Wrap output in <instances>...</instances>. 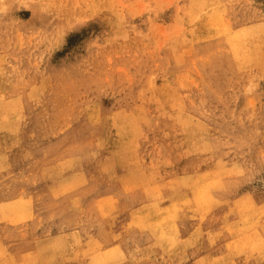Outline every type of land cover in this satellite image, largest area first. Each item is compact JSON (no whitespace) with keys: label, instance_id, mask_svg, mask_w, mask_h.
Returning a JSON list of instances; mask_svg holds the SVG:
<instances>
[{"label":"rangeland","instance_id":"374dc122","mask_svg":"<svg viewBox=\"0 0 264 264\" xmlns=\"http://www.w3.org/2000/svg\"><path fill=\"white\" fill-rule=\"evenodd\" d=\"M0 178V264H264V0H0Z\"/></svg>","mask_w":264,"mask_h":264},{"label":"bare ground","instance_id":"6f19581e","mask_svg":"<svg viewBox=\"0 0 264 264\" xmlns=\"http://www.w3.org/2000/svg\"><path fill=\"white\" fill-rule=\"evenodd\" d=\"M246 44H247V43H246ZM238 55H239V54H238ZM245 65H246V64H245ZM39 91H40V90H39ZM41 91H42V90H41ZM4 104H6V102H5ZM20 105H21V104H20ZM18 110H19V107H18ZM7 113H8V112H7ZM7 113H5V114H7ZM8 114H10V113H8ZM1 117H2V116H1ZM6 120H7V119H6ZM11 120H12V119H11ZM13 120H14V119H13ZM4 121H5V120H4ZM14 121H15V120H14ZM5 122H7V121H5ZM9 123H10V122H9ZM9 123H8V124H9ZM12 123H13V122H12ZM3 124L5 125V123H3ZM4 125H2V126L4 127ZM6 125H7V124H6ZM11 125H12V124H11ZM133 126H134V125H133ZM8 127H10V126H8ZM13 127H14V129L16 128L15 126H13ZM13 127H12V128H13ZM12 128H11V129H12ZM19 128H20V127H19ZM162 128H163V127H162ZM5 129H7V128H5ZM135 132H136V131H135ZM9 133H11L10 129H9ZM17 134H18V133H17ZM17 134H16V135H17ZM154 135H155V134H154ZM19 136H20V135H19ZM48 137H49V136H48ZM156 137H157V136H156ZM18 138H19V137H18ZM100 138H101V137H99V139H100ZM146 138H147V137H146ZM67 139H68V138H67ZM128 140H129V139H128ZM22 141H23V140H22ZM158 141H159V139H158ZM62 142H63V141H62ZM121 142H122V141H121ZM127 142H128V141H127ZM21 143H22V142H21ZM21 143H20V144H21ZM33 143H34V142H33ZM96 143H97V142H96ZM86 144H87V143H86ZM123 144H124V143H123ZM11 145H12V144H11ZM16 145H17V144H16ZM61 145H62V144H61ZM95 145H96V144H95ZM1 146H2V145H1ZM9 146H10V145H9ZM13 146H14V145H13ZM30 146H31V145H30ZM37 146H38V145H37ZM81 147H82V146H81ZM128 147H129V146H128ZM134 147H135V145H134ZM2 148H3V147H2ZM10 148H11V147H10ZM127 149H129V148H127ZM53 150H54V149H53ZM115 150H116V149H115ZM110 151H111V150H110ZM110 151H109V152H110ZM1 152H2V151H1ZM121 152H122V151H121ZM130 152H131V151H130ZM49 153H50V152H49ZM118 153H119V152H118ZM128 153H129V152H128ZM23 154H24V153H23ZM33 154H34V153H33ZM110 154H111V153H110ZM126 154H127V152H126ZM132 154H133V153H132ZM47 155H48V154H47ZM115 155H116V154H115ZM105 156H106V155H105ZM113 156H114V155H113ZM19 157H20V155H19ZM35 157H36V156H35ZM91 157H92V156H91ZM109 157H110V156H109ZM120 157H121V156H120ZM122 157H123V156H122ZM8 158H9V157H8ZM59 158H60V157H59ZM76 158H77V157H76ZM72 159H73V158H72ZM118 159H120V158L118 157ZM124 159H125V157H124ZM105 160H106V159H105ZM105 160H104V161H105ZM108 161H109V160H108ZM16 162L18 163L19 161H16ZM75 162H76V161H75ZM78 162H79V161H78ZM33 163H34V162H33ZM67 163H69V162H67ZM101 163H102V162H101ZM104 163H105V162H104ZM126 164H127V163H126ZM32 165H34V164H32ZM35 165H36V164H35ZM59 165H60V164H59ZM64 165H65V162H64ZM67 165H70V164H67ZM67 165H65V166H67ZM74 165H75V163H74ZM74 165H73V166H74ZM18 166H19V165H18ZM70 166H71V165H70ZM124 166H125V164H124ZM183 166H184V165H183ZM61 167H64V166H61ZM98 167H99V166H98ZM34 168H35V167H34ZM45 169H46V168H45ZM49 169H51V168L49 167ZM67 169H68V166H67ZM100 169H101V168H100ZM7 170H8V169H7ZM69 170H70V169H69ZM183 170H184V169H183ZM30 171H31V170H30ZM38 171H39V170H38ZM59 171H60V170H59ZM63 172H64V171H63ZM65 172H66V171H65ZM79 172H81V171H79ZM184 172H186V171H184ZM202 172H203V171H202ZM7 173H8V172H7ZM7 173H6V174H7ZM50 173H51V172H50ZM77 173H78V172H77ZM29 174H30V173H29ZM51 174H52V173H51ZM58 174H59V172H58ZM60 174H62V173H60ZM75 174H76V173H75ZM123 174H124V173H123ZM194 174H195V173H194ZM44 175H45V174H44ZM64 175H65V174H64ZM67 175H68V174H67ZM72 175H73V174H72ZM72 175H71V176H72ZM77 175H78V174H77ZM82 175H83V174H81V176H82ZM177 175H178V174H177ZM192 175H193V174H192ZM34 176L36 177V175H34ZM41 176L43 177V175H41ZM47 176H48V175H47ZM74 176H75V175H74ZM89 176H90V175H89ZM91 176H93V175L91 174ZM91 176H90V177H91ZM126 176H127V175H126ZM178 176H179V175H178ZM182 176H183V175H182ZM211 176H212V175H211ZM49 177H52V176L50 175ZM53 177H54V176H53ZM58 177H59V176H58ZM72 177H73V176H72ZM107 177H108V176H107ZM174 177H175V176H174ZM12 178H13V177H12ZM43 178H44V177H43ZM100 178H101V177H100ZM175 178H176V177H175ZM0 179H1V178H0ZM95 179H97V178H95ZM95 179H94V180H95ZM113 179H114V178H113ZM161 179H162V178H161ZM173 179H174V178H173ZM11 180H12V179H11ZM17 180H18V179H17ZM164 180H165V179H164ZM13 181H16V180L14 179ZM24 181H25V180H24ZM117 181H118V180H117ZM117 181H116V182H117ZM38 182H39V181H38ZM111 182H112V181H111ZM158 182H159V181H158ZM176 182H177V181H176ZM57 183H59V182H57ZM68 183H69V182H67L66 184H68ZM75 183H76V182H75ZM98 183H99V182H98ZM103 183H104V182H103ZM138 183H139V182H138ZM69 184H70V183H69ZM204 184H207V183H204ZM204 184H202V185H204ZM59 185H60V184H59ZM62 185H63V184H62ZM62 185H60V186L62 187ZM64 185H65V184H64ZM64 185H63V186H64ZM167 185H168V184H167ZM207 185H208V184H207ZM209 185H210V183H209ZM8 186H9V185H8ZM47 186H48V185H47ZM52 186H55V185H52ZM178 186H179V185H178ZM210 186H211V185H210ZM50 187H51V186H50ZM67 187H68V186H67ZM52 188H53V187H52ZM65 188H66V187H65ZM65 188H64V189H65ZM206 188H207V187H206ZM50 189H51V188H50ZM55 190H56V189H55ZM181 190H182V189H181ZM52 191H54V190L52 189ZM52 191H51V192H52ZM56 191H57V190H56ZM58 191H59V190H58ZM68 192H69V191H68ZM127 192H128V191H127ZM129 192H131V191H129ZM53 193H54V192H53ZM56 193H57V192H56ZM202 193H204V192H202ZM65 194H66V193H65ZM131 194H132V193H131ZM202 196H203V194H202ZM192 197H193V196H192ZM200 197H201V196H200ZM203 197H204V196H203ZM230 197H231V195H230ZM29 198H30V197H29ZM131 198H132V197H131ZM159 198H160V196H159ZM184 199H185V198H184ZM201 199H202V198H201ZM9 200H10V198H9ZM28 200H29V199H28ZM135 200H136V199H135ZM139 200H140V199H139ZM150 200H151V199H150ZM185 200L189 201L188 199H185ZM193 200H194V199H193ZM26 201H27V200H26ZM26 201H25V202H26ZM29 201H31V200H29ZM139 202H140V201H139ZM150 202H151V201H150ZM197 202H198V201H197ZM204 202H205V201H204ZM11 203H12V202H11ZM145 203H146V202H145ZM147 203H148V202H147ZM182 203H183V202H182ZM8 204H10V203H8ZM20 204H21V203H20ZM24 204H25V203H24ZM51 204H53V203H51ZM51 204H50V205H51ZM170 204L172 205V202H171ZM184 204H185V202H184ZM203 204H204V203H203ZM56 205H58V204H56ZM56 205H55V206H56ZM173 205H174V204H173ZM179 205H180V204H179ZM51 206H52V205H51ZM66 206H67V205H66ZM93 206H95V205H93ZM127 206H128V205H127ZM1 207H2V206H1ZM5 207H6V206H5ZM5 207L3 206V208H5ZM9 207H11V206H9ZM17 207H18V206H17ZM47 207H48V206H47ZM53 207H54V205H53ZM155 207H156V206H155ZM170 207H171V206H170ZM201 207H202V206H201ZM201 207H198V208H201ZM204 207H205V204H204ZM15 208H16V207H15ZM19 208L21 209L22 207H19ZM19 208H18V210H19ZM24 208H25V206H24ZM51 208H52V207H51ZM51 208H50V209H51ZM175 208H176V207H175ZM12 209H14V208L12 207ZM29 209H31V208H29ZM89 209H90V208H89ZM89 209H88V211H89ZM140 209H141V208H140ZM146 209H148V208L146 207ZM150 209H151V208H150ZM153 209H154V208H153ZM25 210H26V209H25ZM46 210H48V209H46ZM92 210H93V209H92ZM134 210H135V209H134ZM137 210H138V209H137ZM137 210H136V211H137ZM169 210H170V209H169ZM169 210H168V211H169ZM171 210H172V209H171ZM174 210H175V209H174ZM196 210H197V209H196ZM199 210H200V209H199ZM13 211H14V210H13ZM13 211H12V212H13ZM152 211H153V210H152ZM194 211H195V210H194ZM7 212H8V211H7ZM17 212H18V211H17ZM133 212H134V211H133ZM141 212H142V210H141ZM147 212H148V211H147ZM147 212H146V213H147ZM166 212H167V211H166ZM179 212H180V211H179ZM1 213H2V211H1ZM22 213L25 214L24 212H22ZM22 213H18V214H22ZM92 213H93V212H92ZM138 213H140V212H138ZM148 213H149V212H148ZM148 213H147V214H148ZM168 213H169V212H168ZM202 213H203V212H202ZM9 214H12V213H9ZM54 214H55V213H54ZM117 214H119V213H117ZM142 214H143V213H142ZM176 214H177V213H176ZM2 215H3V214H2ZM7 215H8V214H7ZM12 215H13V214H12ZM12 215H11V216H12ZM16 215H17V214H16ZM26 215H28V214H26ZM115 215H116V214H115ZM155 215H156V213H155ZM155 215H154V216H155ZM163 215H164V214H163ZM24 216H25V215H24ZM104 216H105V215H104ZM140 216H141V215H140ZM176 216H177V215H176ZM21 217H22V216H21ZM21 217H20V219H21ZM26 217H27V216H26ZM33 217H34V216H33ZM80 217H81V216H80ZM94 217H95V216H94ZM143 217H144V216H143ZM155 217H156V216H155ZM158 217H159V216H158ZM161 217H162V216H161ZM177 217H178V216H177ZM190 217H191V216H190ZM2 218H4V217L2 216ZM5 218H6V217H5ZM10 218H11V217H10ZM16 218H17V217H16ZM24 218H25V217H24ZM24 218H23V219H24ZM113 218H114V217H113ZM129 218H130V217H129ZM146 218H148V217H146ZM175 218H176V217H175ZM198 218H199V217H198ZM7 219H8V217H7ZM20 219H19V220H20ZM23 219H22V220H23ZM75 219H76V217H75ZM159 219H160V218H159ZM164 219L166 220V218H164ZM167 219H168V218H167ZM170 219H171V218H170ZM177 219L179 220L180 218H177ZM212 219H213V218H212ZM212 219H211V220H212ZM12 220H13V219H12ZM16 220H17V219H16ZM27 220H28V219H27ZM27 220H26V221H27ZM32 220H33V219H32ZM148 220H149V219H148ZM156 220H157V219H156ZM156 220H155V221H156ZM161 220H162V218H161ZM161 220H160L159 222H161ZM171 220H172V219H171ZM171 220H170V223H171ZM208 220H209V219H208ZM26 221H25V222H26ZM29 221H30V219H29ZM135 221H136V220H135ZM143 221H144V220H142V222H143ZM174 221H175V220H174ZM179 221H180V220H179ZM181 221H182V220H181ZM71 222H72V221H71ZM81 222H82V221H81ZM81 222H80V223H81ZM137 222H138V221H137ZM159 222H158V223H159ZM162 222L164 223L165 221H162ZM214 222H215V221H214ZM216 222H217V220H216ZM23 223H24V222H23ZM129 223H130V222H129ZM145 223H146V222H145ZM172 223H175V222H173V220H172ZM194 223H195V222H194ZM211 223H212V222H211ZM68 224H69V223H68ZM139 224H141V223H139ZM147 224H148V223H147ZM156 224H157V223H156ZM201 224H202V223H201ZM71 225H72V224H71ZM105 225H106V224H105ZM115 225H116V224H115ZM141 225H142V224H141ZM157 225H158V224H157ZM192 225H193V223H192ZM15 226H16V225H15ZM78 226H79V225H78ZM137 226H138V225H137ZM163 226H164V225H163ZM163 226H162V227H163ZM171 226H173V225H171ZM190 226H191V225H190ZM190 226H189V227H190ZM197 226H198V224H197ZM143 227H144V226H143ZM149 227H150V226H149ZM155 227H156V226H155ZM155 227H154V228H155ZM166 227H167V226H166ZM168 227H169V226H168ZM175 227H176V226L174 225V228H175ZM106 228H107V227H106ZM138 228H139V227H138ZM154 228H153V229H154ZM159 228H160V226H159ZM185 228H186V227H185ZM197 228H198V227H197ZM203 228H204V227H203ZM111 229H112V228H111ZM145 229L148 230V227L145 228ZM162 229H163V228H162ZM166 229H167V228H166ZM175 229H176V228H175ZM188 229H190V228H188ZM84 230H85V229H84ZM132 230H133V229H132ZM139 230H140V229H139ZM156 230H157V229H156ZM175 231H176V230H175ZM198 231H199V230H198ZM198 231H196V232H198ZM72 233H73V232H72ZM77 233H78V232H77ZM85 233H86V232H85ZM166 233H167V230H166ZM170 233H171V232H170ZM173 233H174V232H173ZM87 234H88V233H87ZM159 234H160V233H159ZM68 235H70V234H68ZM162 235H163V233H162ZM166 235H167V234H166ZM189 235H190V234H189ZM85 236H86V235H85ZM90 236H91V235H90ZM158 236H159V235H158ZM76 237H77V236H76ZM163 237H164V235H163ZM166 237H168V236H166ZM193 237H194V236H193ZM65 238H66V236H65ZM86 238H87V237H86ZM164 238H165V237H164ZM177 238H178V237H177ZM111 239H112V238H111ZM154 239H155V238H154ZM191 239H192V238H191ZM197 239H198V237H197ZM195 240H196V239H195ZM51 241H52V240H51ZM57 241H58V239H57ZM75 241H76V239H75ZM111 241H112V240H111ZM160 241L162 242V240H160ZM177 241H178V240H177ZM260 241H261V240H260ZM54 242H55V244H56V241H55V240H54ZM77 242H78V241H77ZM156 242H157V241H156ZM188 242H190V241L188 240ZM194 242H195V241H194ZM47 243H48V242H47ZM69 243H70V242H69ZM69 243H68V244H69ZM74 243H75V242H74ZM157 243H159V242H157ZM50 244H51V243H50ZM75 244H76V243H75ZM150 244H151V243H150ZM159 244H160V243H159ZM159 244H158V245H159ZM166 244H167V243H166ZM56 245H57V244H56ZM58 245H60V241H59V244H58ZM61 245H62V244H61ZM73 245H74V244H73ZM151 245H153V244H151ZM194 245H195V244H194ZM46 246H47V245H46ZM48 246H49V245H48ZM52 246H53V245H52ZM52 246H50V247L52 248ZM70 246L72 247L71 244H70ZM101 246H102V245H101ZM162 246H163V245H162ZM244 246H245V245H244ZM116 247H117V245H116ZM119 247H120V246H119ZM124 247H125V246H124ZM146 247H147V246H146ZM159 247H160V246H159ZM163 247H164V246H163ZM163 247H162V248H163ZM167 247H168V245H167ZM177 247H178V246H177ZM201 247H202V246H201ZM239 247H242V246H239ZM51 248H50V250H51ZM57 248H58V247H57ZM61 248H62V247H61ZM61 248H60V249H61ZM66 248H67V247H66ZM95 248H96V247H95ZM97 248H98V247H97ZM126 248H128V247H126ZM140 248H141V247H140ZM202 248H203V247H202ZM58 249H59V248H58ZM68 249H69V248H68ZM74 249H75V248H74ZM74 249H73V250H74ZM117 249H118V248H117ZM135 249H136V248H135ZM137 249H138V248H137ZM160 249H161V248H160ZM170 249H172V248H170ZM174 249H175V248H174ZM240 249H242V248H240ZM245 249H246V248H245ZM52 250H53V249H52ZM56 250H57V249H56ZM168 250H169V249H167V251H168ZM172 250H173V249H172ZM182 250H183V249H182ZM0 251H1V250H0ZM185 251H186V250H185ZM52 252H53V251H52ZM59 252H60V251H59ZM61 252H62V251H61ZM69 252H70V251H69ZM90 252H91V251H90ZM109 252H110V251H109ZM119 252H120V251H119ZM131 252H132V251H131ZM149 252H150V251H149ZM162 252H163V251H162ZM41 253H42V252H41ZM62 253H63V252H62ZM62 253H61V254H62ZM65 253H66V252H65ZM100 253H101V252H100ZM120 253H121V252H120ZM128 253H129V252H128ZM173 253H174V252H173ZM173 253H172V254H173ZM183 253H184V252H183ZM59 254H60V253H59ZM61 254H60V255H61ZM70 254H71V253H70ZM76 254H77V253H76ZM76 254H75V255H76ZM115 254H116V253H115ZM126 254H127V253H126ZM163 254H164V253H163ZM44 255H45V254H44ZM106 255H107V254H106ZM109 255H110V254H109ZM121 255H122V254H121ZM133 255H134V254H133ZM173 255H174V254H173ZM183 255H184V254H183ZM41 256H42V255H41ZM104 256H105V254H104ZM107 256H108V255H107ZM119 256H120V255H119ZM126 256H127V255H126ZM219 256H220V255H219ZM42 257H44V256H42ZM59 257H60V256H59ZM70 257H71V256H70ZM97 257H99V256L97 255ZM109 257H110V256H109ZM122 257H123V256H122ZM50 258H51V257H50ZM56 258H57V257H56ZM65 258H66V257H65ZM92 258H93V257H92ZM113 258H114V257H113ZM115 258H116V257H115ZM124 258H125V256H124ZM124 258L121 259V257H120L121 260H124ZM127 258H128V257H127ZM157 258H158V257H157ZM163 258H164V257H163ZM51 259H52V258H51ZM93 259H94V258H93ZM143 259H144V258H143ZM57 260H58V259H57ZM59 260H60V258H59ZM61 260H62V259H61ZM107 260H109V259H107ZM118 260H119V259H118ZM141 260H142V259H141ZM43 261H44V260H43ZM69 261H70V260H69ZM94 261H95V260H94ZM114 261H115V260H114ZM144 261H145V260H144ZM98 262H100L99 259H98ZM98 262H97V263H98ZM123 262H124V261H123ZM146 262H147V260H146ZM46 263H47V262H46ZM56 263H57V262H56ZM86 263H87V262H85V264H86ZM90 263H91V261H90ZM90 263H89V264H90ZM92 263H93V262H92ZM116 263H117V262H116ZM156 263H157V262H156ZM166 263H167V262H166ZM210 263H211V262H210ZM48 264H49V262H48ZM54 264H55V263H54ZM99 264H100V263H99ZM121 264H122V263H121ZM211 264H212V263H211ZM215 264H216V263H215Z\"/></svg>","mask_w":264,"mask_h":264}]
</instances>
